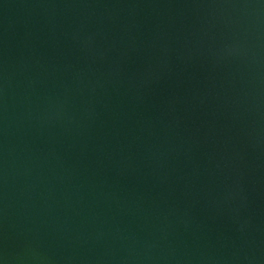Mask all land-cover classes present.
Returning <instances> with one entry per match:
<instances>
[{"label": "water", "instance_id": "obj_1", "mask_svg": "<svg viewBox=\"0 0 264 264\" xmlns=\"http://www.w3.org/2000/svg\"><path fill=\"white\" fill-rule=\"evenodd\" d=\"M0 264H264V0H0Z\"/></svg>", "mask_w": 264, "mask_h": 264}]
</instances>
